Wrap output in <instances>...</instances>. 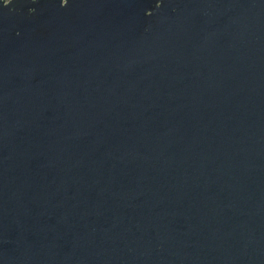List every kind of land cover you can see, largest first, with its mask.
Wrapping results in <instances>:
<instances>
[{
	"label": "water",
	"instance_id": "95a60500",
	"mask_svg": "<svg viewBox=\"0 0 264 264\" xmlns=\"http://www.w3.org/2000/svg\"><path fill=\"white\" fill-rule=\"evenodd\" d=\"M0 264H264V0H0Z\"/></svg>",
	"mask_w": 264,
	"mask_h": 264
}]
</instances>
